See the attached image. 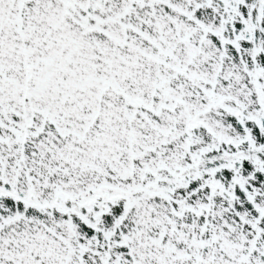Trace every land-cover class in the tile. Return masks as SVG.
<instances>
[{
  "label": "snow or ice",
  "instance_id": "snow-or-ice-1",
  "mask_svg": "<svg viewBox=\"0 0 264 264\" xmlns=\"http://www.w3.org/2000/svg\"><path fill=\"white\" fill-rule=\"evenodd\" d=\"M0 264H264V0H0Z\"/></svg>",
  "mask_w": 264,
  "mask_h": 264
}]
</instances>
